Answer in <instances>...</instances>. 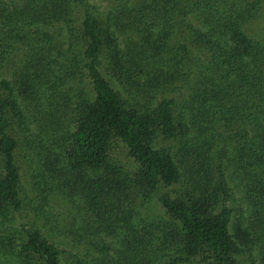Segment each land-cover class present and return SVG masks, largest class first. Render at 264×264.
I'll list each match as a JSON object with an SVG mask.
<instances>
[{"label": "trees", "instance_id": "trees-1", "mask_svg": "<svg viewBox=\"0 0 264 264\" xmlns=\"http://www.w3.org/2000/svg\"><path fill=\"white\" fill-rule=\"evenodd\" d=\"M0 221V264H264V0H0Z\"/></svg>", "mask_w": 264, "mask_h": 264}, {"label": "rangeland", "instance_id": "rangeland-1", "mask_svg": "<svg viewBox=\"0 0 264 264\" xmlns=\"http://www.w3.org/2000/svg\"><path fill=\"white\" fill-rule=\"evenodd\" d=\"M97 3H98L99 5H102L101 7H104V5H105L104 3H103V4H102V3H100V2H97ZM0 222H1V221H0ZM2 223L4 224L5 222H2ZM16 243H20V242H19V240H18V241H16Z\"/></svg>", "mask_w": 264, "mask_h": 264}]
</instances>
